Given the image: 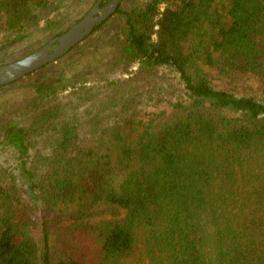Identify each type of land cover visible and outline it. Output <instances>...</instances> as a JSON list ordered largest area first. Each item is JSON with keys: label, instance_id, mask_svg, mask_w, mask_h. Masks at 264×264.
I'll list each match as a JSON object with an SVG mask.
<instances>
[{"label": "trees", "instance_id": "16d2710c", "mask_svg": "<svg viewBox=\"0 0 264 264\" xmlns=\"http://www.w3.org/2000/svg\"><path fill=\"white\" fill-rule=\"evenodd\" d=\"M122 5L0 85L60 69L0 125V264H264V0ZM59 6L0 0V65L79 20Z\"/></svg>", "mask_w": 264, "mask_h": 264}, {"label": "rangeland", "instance_id": "374dc122", "mask_svg": "<svg viewBox=\"0 0 264 264\" xmlns=\"http://www.w3.org/2000/svg\"><path fill=\"white\" fill-rule=\"evenodd\" d=\"M123 9H128L131 4L135 0H122ZM59 15L63 17L68 24H72L75 22V20L82 18L89 10L90 6L88 5L87 1H75V0H59ZM123 23V20L119 15L112 16L106 24L103 26V28L93 34H91L86 40H82L73 50L75 53H80L84 50L88 49H94L96 46H99L104 42L110 35L115 33V31L119 30ZM71 27V26H70ZM44 38H37L32 39L26 48L24 49V54L19 56L18 58L14 59L17 60L19 58L24 57L25 55L30 54L31 52L37 50V46H39L40 41H42ZM29 52V53H28ZM12 62V61H11ZM7 63H10L8 61ZM6 64V63H5ZM60 73L59 68H49L45 70L39 71L38 75L35 77H28L24 80L19 81L14 86H8L5 87V89L0 90V125L5 122V120L13 117L14 113L19 109L20 107H24L27 104V101L24 100L22 97H20L18 94L14 93V90L19 88V86H23L26 84H35L42 81L50 82L54 78L58 76ZM7 90V91H6ZM7 92V93H6ZM2 150V149H1ZM5 153H0V165L4 167H13L14 170L17 167V163L11 161L6 162L4 160ZM16 166V167H15ZM16 172H19L18 167L15 170ZM24 190V188L22 189ZM22 194L23 191H22ZM126 264H137V262H133V259H128ZM141 264H147L146 262Z\"/></svg>", "mask_w": 264, "mask_h": 264}, {"label": "water", "instance_id": "95a60500", "mask_svg": "<svg viewBox=\"0 0 264 264\" xmlns=\"http://www.w3.org/2000/svg\"><path fill=\"white\" fill-rule=\"evenodd\" d=\"M121 1L110 0L101 6L102 0H97L82 18L64 32L30 54L0 65V85L15 82L62 57L90 35L97 25L106 21L116 11Z\"/></svg>", "mask_w": 264, "mask_h": 264}]
</instances>
